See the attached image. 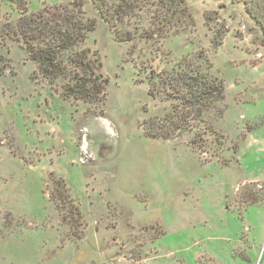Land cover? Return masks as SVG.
I'll return each instance as SVG.
<instances>
[{
    "label": "rangeland",
    "instance_id": "374dc122",
    "mask_svg": "<svg viewBox=\"0 0 264 264\" xmlns=\"http://www.w3.org/2000/svg\"><path fill=\"white\" fill-rule=\"evenodd\" d=\"M74 1L26 7L52 8L74 38L72 84L98 98L66 99L68 77L50 79L20 43L0 51V264H264V32L244 3L186 0L192 16L173 22L166 8L153 19L155 4L111 27L94 0L55 9ZM185 55L224 83L223 116L204 115L214 129L189 112L192 132L159 124L182 110Z\"/></svg>",
    "mask_w": 264,
    "mask_h": 264
},
{
    "label": "trees",
    "instance_id": "16d2710c",
    "mask_svg": "<svg viewBox=\"0 0 264 264\" xmlns=\"http://www.w3.org/2000/svg\"><path fill=\"white\" fill-rule=\"evenodd\" d=\"M6 1V0H5ZM13 3H16L18 8H20L19 17L12 18L7 17L2 12L4 10L3 1L0 0V51L2 46L6 44L7 41L17 42L22 44L21 46L26 51L27 56L30 60L37 63L39 69L42 73L47 76H53L54 79L58 77H63L69 79V83L65 84L63 87L64 97L70 98L75 95H84L87 101L92 100L93 97L98 98V94L93 96L85 88H88V85L91 83L85 79L86 86L81 87L82 89H77L76 83L78 84L81 77H74L69 74L73 72V62L71 60H66L63 56L65 52L70 50L71 44L74 43V38L70 35L69 31L64 30L63 32H58L53 26V21H51L46 13L52 11L48 9L49 7H44L39 12H29L26 7V0H7ZM245 7L246 12L254 19L261 29L264 32V0H241ZM95 7L100 11L101 17L112 27H115L120 21L127 18L133 17L138 10H143L145 7H151V10L155 4L158 6V11L161 13L154 12L153 19H156L157 16L163 15L166 8V21L173 22L174 18L177 16V10H179L178 15L183 17H189L192 14L189 11L186 0H118L116 4L110 3L107 0H94ZM178 4L179 7L172 8L173 5ZM184 4V5H183ZM84 5V0H75L71 4H65L59 7L55 6V9L64 8L71 9L76 8L80 9ZM181 5V6H180ZM147 9V8H146ZM157 14V15H156ZM159 14V15H158ZM181 21V20H180ZM55 25L61 26L62 22L57 24L54 21ZM94 23L90 22L85 30L87 33L94 31ZM127 40V39H126ZM186 70H180L177 72L176 86L174 88L178 91V98L180 100L182 110L180 106L175 108V111H167L164 117H159V124L169 122L174 126L175 130H185L184 132H192L193 129L186 128L181 123L184 121L183 117H186V114L193 113L197 115V118L200 121V125H203L204 129L209 130V128L214 129L211 124H208L204 119V115L212 113L209 110L210 104H215L221 111L213 112L217 117L223 116L224 109L222 104L225 99V86L222 80H218L211 75L209 72L211 67L206 61L200 65V62L204 60V57L200 59L198 66L193 69L194 57H185L182 61H187ZM0 62L6 63V57L0 52ZM206 63V64H204ZM182 65H180V68ZM192 67V68H189ZM1 70V69H0ZM2 73V72H0ZM154 73V71H153ZM75 79V80H74ZM149 84L151 85V78H149ZM164 84V83H163ZM83 98V96H82ZM189 110V111H188ZM186 112V113H185ZM185 113V114H184ZM211 125V126H209ZM142 127L146 135L152 139L157 138H168L171 134L151 132L143 124ZM151 127V125H150ZM161 127V126H160ZM161 127V128H162ZM167 128V127H166ZM220 138H217L219 141ZM69 189V187L66 185ZM68 189L67 192H68ZM70 190V189H69Z\"/></svg>",
    "mask_w": 264,
    "mask_h": 264
},
{
    "label": "bare ground",
    "instance_id": "6f19581e",
    "mask_svg": "<svg viewBox=\"0 0 264 264\" xmlns=\"http://www.w3.org/2000/svg\"><path fill=\"white\" fill-rule=\"evenodd\" d=\"M85 133H86V131H85ZM85 136L87 137V135L85 134ZM105 138H111L112 136H111V133H109V134H105V136H104ZM82 151H84V150H82ZM85 153V152H84Z\"/></svg>",
    "mask_w": 264,
    "mask_h": 264
},
{
    "label": "water",
    "instance_id": "95a60500",
    "mask_svg": "<svg viewBox=\"0 0 264 264\" xmlns=\"http://www.w3.org/2000/svg\"><path fill=\"white\" fill-rule=\"evenodd\" d=\"M86 138H88V137H86ZM87 140V139H86ZM88 148L87 147H83V150H84V152L86 153V154H88V152L86 151Z\"/></svg>",
    "mask_w": 264,
    "mask_h": 264
},
{
    "label": "crops",
    "instance_id": "0c3cea01",
    "mask_svg": "<svg viewBox=\"0 0 264 264\" xmlns=\"http://www.w3.org/2000/svg\"><path fill=\"white\" fill-rule=\"evenodd\" d=\"M253 264H256L255 262H253Z\"/></svg>",
    "mask_w": 264,
    "mask_h": 264
}]
</instances>
